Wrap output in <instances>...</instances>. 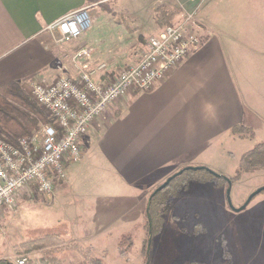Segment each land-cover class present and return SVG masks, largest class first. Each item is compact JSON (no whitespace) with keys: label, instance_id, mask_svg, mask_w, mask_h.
Instances as JSON below:
<instances>
[{"label":"crops","instance_id":"0c3cea01","mask_svg":"<svg viewBox=\"0 0 264 264\" xmlns=\"http://www.w3.org/2000/svg\"><path fill=\"white\" fill-rule=\"evenodd\" d=\"M185 2L0 0V88L10 83L30 88L60 76L77 78L85 64L95 68L106 63L111 73L114 64L127 60V52H122L127 31L120 30L117 10L108 4H118L126 14L137 8L133 14L153 21L158 8L176 10ZM219 6L216 10L213 4L211 13L222 20L213 22V15L208 22L213 33L208 38L204 34L199 51L154 90L131 92L111 106L82 139L81 161L68 168L67 179L58 182L61 189L53 194L62 191L73 198L72 216L62 222L78 224L73 234L77 240L56 234L64 247H90L96 252L92 259L102 264L111 259L129 262L120 256L119 246L128 238H138L143 245L146 211L161 185L188 167H207L231 177L242 155L264 143V0H221ZM82 9L89 10L92 28L77 40L56 44L47 27ZM237 126L252 129L254 139L234 136ZM227 190L192 183L182 197L200 191L222 198ZM254 201L240 204L235 213L248 210ZM260 201L257 206L264 207ZM82 227L87 235L80 232ZM43 259L56 263L52 256Z\"/></svg>","mask_w":264,"mask_h":264},{"label":"rangeland","instance_id":"374dc122","mask_svg":"<svg viewBox=\"0 0 264 264\" xmlns=\"http://www.w3.org/2000/svg\"><path fill=\"white\" fill-rule=\"evenodd\" d=\"M197 1L195 8H198V16L195 23H186L187 15L193 9L190 0H186L181 8L174 9L179 14L171 24H187L190 31L202 37L205 34L208 38L213 33L208 28L210 27L208 22H211L213 15L215 18L213 22L222 20L219 14L211 13L213 4L215 9L216 6L221 8L219 6L221 0ZM113 5L108 4L107 8L117 10L115 20L122 32L127 31L126 47L122 49V52H127V60L125 63L113 65L111 73L108 74L111 77L116 76L123 67L137 62L145 51L149 39L165 28L157 23L155 15L152 21L151 16L133 14L137 9L135 6L136 9H128L129 13L126 14L125 11H119L118 4ZM22 90L35 102L32 87ZM43 113L52 121L45 111ZM44 125L46 124H41L33 131V135L40 134ZM236 172L228 178L234 177ZM258 172L260 173L255 178L248 176ZM241 182L235 186L233 192L227 190L222 198H213L209 193L191 191L186 193L185 197L177 199L166 216L167 223L162 233L154 239L151 264H264V214L256 212L264 211V207L257 206L259 200L264 201V193L252 199L255 201L248 210L235 213V210L240 209V204L244 203L245 206L254 193L264 188V170L245 174ZM60 186L59 183L56 184L54 193L61 189ZM53 196L42 195L37 190L22 192L18 194L15 208H4L0 212V260L15 264L16 259L24 255L42 261L43 256L47 259L52 256L55 264H79L81 261L80 264H91L96 252H91V248L87 246L79 251H76L77 247L76 249L64 247L46 253L45 251L27 253L23 248L24 243L49 234L77 240L73 234L77 233L78 224L62 222L72 216L73 198L69 194L64 195L62 191H58L54 198ZM227 202L230 203L231 210L228 209ZM254 205L256 207L252 210ZM80 232L88 234L85 227H82ZM130 239L132 247L124 257L130 261L121 263L111 259L108 264H144L143 245L138 238ZM122 241L124 247L131 243L126 239ZM44 261L46 264H52L49 260Z\"/></svg>","mask_w":264,"mask_h":264},{"label":"built area","instance_id":"2783aa9c","mask_svg":"<svg viewBox=\"0 0 264 264\" xmlns=\"http://www.w3.org/2000/svg\"><path fill=\"white\" fill-rule=\"evenodd\" d=\"M186 23H195L197 0ZM187 24L170 25L151 37L138 62L109 76L106 63L89 64L77 78L60 76L51 83L32 86L37 105L52 119L40 134L22 138L12 145L0 138V212L15 208L18 194L37 190L52 196L58 182L67 179L68 168L81 161L82 139L92 125L105 117L110 107L131 92H150L165 81L192 53L205 44ZM93 26L88 9L77 10L47 27L56 44L77 40ZM15 264H46L20 256Z\"/></svg>","mask_w":264,"mask_h":264},{"label":"trees","instance_id":"16d2710c","mask_svg":"<svg viewBox=\"0 0 264 264\" xmlns=\"http://www.w3.org/2000/svg\"><path fill=\"white\" fill-rule=\"evenodd\" d=\"M99 1L101 0H97V2ZM178 14V11H168L161 7L155 11V20L161 26L167 27L172 25V21ZM50 123L52 121L48 119L36 102L24 94L20 85L10 83L0 88L1 139L17 146L20 139L31 137L33 131L37 130L41 124ZM232 134L245 139H254L255 137L252 129L244 126L233 128ZM259 170H264V143L257 144L252 150L242 155L236 175L232 178L219 175L207 167L184 168L169 178L165 187L160 190L157 189L158 191L156 190L153 193L146 211L143 227L146 237L142 250L144 264H151L154 239L162 233L165 217L172 210L174 202L188 191L192 183L213 184L230 190L245 174ZM262 193H264V189L257 192L254 198ZM127 240L131 242L130 238ZM63 247L64 243L56 234H49L23 244V248L27 253L46 252ZM131 247L132 242L129 243L128 247H124L121 243L119 246L120 256L122 258L126 257ZM0 264L11 263L0 260ZM91 264H102V262L98 259H92Z\"/></svg>","mask_w":264,"mask_h":264},{"label":"water","instance_id":"95a60500","mask_svg":"<svg viewBox=\"0 0 264 264\" xmlns=\"http://www.w3.org/2000/svg\"><path fill=\"white\" fill-rule=\"evenodd\" d=\"M169 181V180H168ZM167 183L168 182H166L165 184H163L162 186H160L159 188H158V190H160V189H162L163 187H165L166 185H167ZM264 189V188H263ZM157 190V191H158ZM262 190V189H261ZM261 190H259V191H261ZM259 191H257V192H259ZM256 192V193H257ZM256 193H254L252 196H251V198H250V200H249V202H248V204L252 201V199L254 198V196L256 195ZM248 204H246V206L248 205Z\"/></svg>","mask_w":264,"mask_h":264}]
</instances>
